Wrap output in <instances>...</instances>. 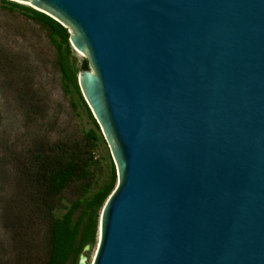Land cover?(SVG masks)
Here are the masks:
<instances>
[{
  "label": "water",
  "instance_id": "1",
  "mask_svg": "<svg viewBox=\"0 0 264 264\" xmlns=\"http://www.w3.org/2000/svg\"><path fill=\"white\" fill-rule=\"evenodd\" d=\"M8 1L88 66L116 171L91 264H264V0Z\"/></svg>",
  "mask_w": 264,
  "mask_h": 264
},
{
  "label": "rangeland",
  "instance_id": "2",
  "mask_svg": "<svg viewBox=\"0 0 264 264\" xmlns=\"http://www.w3.org/2000/svg\"><path fill=\"white\" fill-rule=\"evenodd\" d=\"M49 35L22 11L0 0V264L44 263L45 229L36 222L25 228L21 217L22 166L29 163L35 148L41 143L82 146L91 163L92 191L108 180L114 167L100 130L60 72ZM69 47L72 63L79 69L83 55ZM90 131L95 141H88ZM75 199L71 191L65 192L56 217L62 218ZM98 221L94 240L86 244V264L92 263L96 251Z\"/></svg>",
  "mask_w": 264,
  "mask_h": 264
},
{
  "label": "trees",
  "instance_id": "3",
  "mask_svg": "<svg viewBox=\"0 0 264 264\" xmlns=\"http://www.w3.org/2000/svg\"><path fill=\"white\" fill-rule=\"evenodd\" d=\"M1 1L19 9L49 32L57 50V64L63 78L87 110L95 128L99 129L77 85L78 72L87 70L88 66L83 61L77 69L72 63L67 29L31 8ZM87 138L88 141L97 139L93 131L88 133ZM90 167L91 163L85 157L82 146L75 143L51 147L41 143L31 153L29 163L22 166L21 217L26 222L25 228L38 223L45 229L43 264H77V255L82 247L94 240L99 213L115 187L116 176L112 166L108 180L92 191ZM67 191H71L76 199L70 202L63 217L57 218L59 200Z\"/></svg>",
  "mask_w": 264,
  "mask_h": 264
}]
</instances>
